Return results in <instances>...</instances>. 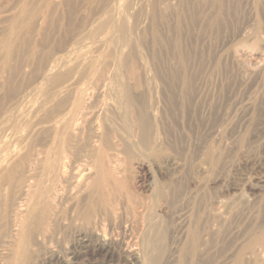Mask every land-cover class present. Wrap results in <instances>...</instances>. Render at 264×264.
<instances>
[{"label":"rangeland","instance_id":"rangeland-1","mask_svg":"<svg viewBox=\"0 0 264 264\" xmlns=\"http://www.w3.org/2000/svg\"><path fill=\"white\" fill-rule=\"evenodd\" d=\"M16 151L0 256L38 182L26 264H264V0H0V165ZM99 154L112 181L91 207L67 173Z\"/></svg>","mask_w":264,"mask_h":264},{"label":"bare ground","instance_id":"bare-ground-1","mask_svg":"<svg viewBox=\"0 0 264 264\" xmlns=\"http://www.w3.org/2000/svg\"><path fill=\"white\" fill-rule=\"evenodd\" d=\"M27 12V11H26ZM157 27V26H156ZM154 30H156V29H154ZM156 31H158V29L156 30ZM155 33V32H154ZM163 33V32H162ZM155 35V34H154ZM153 35V36H154ZM156 35H157V32H156ZM158 39V38H157ZM157 39H154L155 40V42H158V41H156ZM165 40V39H164ZM172 40V39H171ZM160 41V40H159ZM161 42V41H160ZM159 43V42H158ZM158 43H155V44H157V45H159ZM161 44V43H160ZM163 51V50H162ZM163 54V53H162ZM176 76V75H175ZM70 82L68 83V82H66V83H68L67 85H65V90L66 91H72V90H75V89H77L76 88V84L75 83H72L71 81L72 80H69ZM118 84V83H117ZM120 87V86H119ZM64 88V87H63ZM80 88V87H79ZM81 89V88H80ZM60 90V89H59ZM78 90L79 89H77L75 92H78ZM117 90H119V89H117ZM127 91H128V89H126ZM65 91V92H66ZM80 91V90H79ZM82 91V90H81ZM81 91H80V93H81ZM74 92V91H73ZM120 92V91H119ZM131 92V91H130ZM121 93V92H120ZM82 94V93H81ZM80 94V95H81ZM132 95V94H131ZM75 96V95H74ZM82 96V95H81ZM87 96V95H86ZM132 96H134V95H132ZM120 98H121V96H120ZM125 98H126V102L128 103L127 105H130V101H131V98L132 97H130V93L128 92L126 95H125ZM133 98H135V97H133ZM123 100V99H122ZM85 101V100H84ZM87 101V100H86ZM120 101V103L119 104H121V99L119 100ZM135 101H136V99L134 100V101H131V104H132V102H134L135 103ZM123 102V101H122ZM137 102V101H136ZM72 104V103H71ZM138 104V103H137ZM134 106V105H133ZM133 106H132V108H133ZM143 106H145V105H143ZM124 107H127L126 105H125V103H124ZM124 107H122L121 106V108H122V110L124 109ZM137 107H141V106H138L137 105ZM82 108V109H81ZM115 108V107H114ZM128 108V107H127ZM130 108V107H129ZM131 108V109H132ZM79 109V108H78ZM83 109H84V111H85V108H83V107H80V109L79 110H82V113H83ZM125 110V109H124ZM128 110H130V109H128ZM134 110V109H133ZM133 110H130V111H132V112H134ZM138 110V109H137ZM142 110H144V109H142ZM142 110H141V112H140V110H139V114H138V117H137V119H135L136 120V124H137V126H138V129L140 130V142L142 143V144H147V143H149L150 141H152V143H156L157 142V137L155 136V134H154V132H153V128H152V121H151V118H150V115H149V113H146V112H142ZM128 112V111H127ZM148 112V111H147ZM80 113H81V111H80ZM135 113V112H134ZM125 114V113H124ZM81 115V114H80ZM86 116V114L84 115V117ZM137 116V115H136ZM79 118H81L80 116H79ZM154 118V117H153ZM100 155V154H99ZM104 156H105V154L104 155H100L98 158H97V156L96 155H94L93 157L94 158H96L95 160H93V165H91V167H87V166H85V168L84 169H82V168H72V169H76L75 170V172L74 171H71V173L69 172V173H67L68 175L69 174H71V176L72 177H70V175L68 176L71 180H69L68 182H69V186H70V183H72V184H74V189H78V191H80L81 192V190H82V192H83V194H85V192L87 191V195H85V197L87 196V199H88V203H86L88 206H91V207H93L94 205L93 204H95L94 202H95V200H97V199H95L96 198V196L98 195L99 197H100V199L103 201V202H106L105 200H106V188H107V182L108 181H110L111 179V176H110V174H109V171L107 170V168H106V164H105V162H104ZM89 158V157H88ZM21 152H19V151H16V152H13L12 153V155H10V158L9 159H7V161H6V163L5 164H3V165H0V171H1V176H0V209H1V203H2V200L4 199L3 197H4V190L6 189V187L7 186H10L11 185V183L17 178V173L22 169V166H23V164H24V162H22L21 160ZM85 159V158H84ZM86 161H89V160H86ZM95 161V162H94ZM110 162V161H109ZM86 163V162H85ZM57 164H59V163H57ZM57 164H55V165H57ZM90 164H92V163H90ZM62 165V164H61ZM61 165H58V166H61ZM88 165V164H87ZM68 166V165H67ZM66 166V167H67ZM46 167V166H45ZM44 167V168H45ZM50 168L51 167V165L50 166H48V164H47V167L46 168ZM62 167L63 166H61V169H62ZM107 167H108V165H107ZM110 167V166H109ZM56 167H52V169H55ZM59 168V167H58ZM65 168V167H64ZM94 168V169H93ZM57 169V168H56ZM69 169V168H68ZM68 169L66 168L65 170H62L63 172V174L66 172V170L68 171ZM96 169V172H95V175H96V177H95V179L94 180H88L87 179V177L88 176H90L91 174H93V172H92V170L94 171ZM58 170V169H57ZM60 170V169H59ZM111 170H112V168H111ZM42 171H44V170H42ZM51 171V170H50ZM65 171V172H64ZM46 172H48V173H50L48 170L46 171L45 170V174H46ZM47 173V174H48ZM45 174H43V175H45ZM46 174V175H47ZM46 175L44 176V177H46ZM49 175V174H48ZM66 175V174H65ZM65 175H63V176H61V177H64ZM94 175V176H95ZM42 176V175H41ZM68 177H65L66 179L68 178ZM58 179V178H57ZM68 180V179H67ZM42 181V180H41ZM112 181V180H111ZM114 181V180H113ZM30 183H32V181L30 182ZM33 183H36V182H33ZM32 183V184H33ZM40 183V182H39ZM47 183V182H46ZM29 184V183H28ZM57 184V183H56ZM25 185V184H24ZM36 185L37 186H39V184H38V182L36 183ZM36 185H35V187H36ZM50 185H53L52 183L50 184ZM107 185V186H106ZM27 186V188H26V190H25V192L26 193H28L29 194V198L26 200V201H24V202H22V203H20L18 206H17V210L15 211V214H14V218H13V223H12V227H11V233H10V235L8 236V239H5V243H4V245H3V249L1 250V256H0V264H26L29 260H30V245H31V242H32V236H33V232H32V226L36 223V222H38V217H34V211L38 208L39 209V207L41 206V205H44V204H48L49 205V203L50 202H48V198H49V195L47 194V192H46V190L45 189H40V186L39 187H37V188H35L33 185H26ZM44 186V185H43ZM56 186V185H55ZM61 186V185H60ZM63 186V185H62ZM106 187V188H105ZM39 188V189H38ZM48 188H49V186H48ZM69 188H71V186L70 187H68V189ZM52 189H53V187H52ZM51 189V190H52ZM62 189V188H61ZM71 189H73V188H71ZM110 189V188H109ZM50 190V191H51ZM54 191H59V190H54ZM54 191H51L52 193L54 192ZM62 191H64V190H62ZM72 192H73V190H71ZM69 192V191H68ZM55 193H58V194H60L59 192H55ZM55 193H53L54 195H57V194H55ZM64 193V192H63ZM72 194V193H71ZM75 194V193H74ZM59 196V195H58ZM57 196V197H58ZM71 196V195H70ZM75 196V195H74ZM83 197V196H82ZM50 198L52 199V197L50 196ZM49 198V199H50ZM81 198V197H80ZM29 199H31L30 201H29ZM83 199H85V201H86V198H83ZM27 201H29L28 203H27ZM50 201H52V200H50ZM96 202H98V201H96ZM100 202H98V204H99ZM100 205H102V206H105L104 208H109L108 206L106 207V204L105 205H103V204H100ZM100 205H98V208H103L102 206H100ZM81 206V205H80ZM88 206H86V207H88ZM75 207H76V205H75ZM85 207V208H86ZM96 208H97V206H96ZM100 208V209H101ZM80 209V208H79ZM86 209H88V208H86ZM85 209V211L87 212L88 210H86ZM90 209H93V208H90ZM24 210H26V211H28L29 213H28V215H24L23 214V212H24ZM54 210V209H53ZM84 210H83V212L82 213H77V211H75L76 212V216H73V217H77L79 220H81V214H85V216L87 217V218H89L90 219V215H91V210H89L87 213L85 212ZM95 210H93V212H94ZM74 212V211H73ZM78 212H80V211H78ZM94 214V213H93ZM93 214H92V216H91V218L93 217ZM74 218V219H75ZM87 218H85V219H87ZM78 219H77V221H78ZM89 219H87V220H89ZM83 220H84V217H83ZM90 221V220H89ZM147 221H148V219H147ZM150 221V220H149ZM80 223V222H79ZM145 223V222H144ZM150 223H151V221H150ZM77 224V223H76ZM152 224H155V222L153 223H151V226H153L154 228H155V226L154 225H152ZM79 225V224H78ZM150 226V227H151ZM158 227V226H157ZM156 227V228H157ZM148 228V227H147ZM159 228V227H158ZM144 229V228H143ZM143 229H142V231H143ZM93 232H95V230H94V227H93ZM148 230H152V229H148ZM97 232V231H96ZM95 232V233H96ZM146 232H148V231H146ZM160 232V231H159ZM158 232V233H159ZM100 232H98L97 233V236H98V238H99V242H100V245L104 248V251L105 252H108V253H111V251H110V249H106V247L108 246V244L106 243V240L104 239L105 238V236L103 235H101L100 236V234H99ZM156 233V232H155ZM151 234H152V232H151ZM142 235V234H141ZM143 235H149V234H143ZM153 235V234H152ZM154 235H157V234H154ZM144 236V237H145ZM150 236V235H149ZM143 237V238H144ZM152 237V238H151ZM150 238L152 239V242L154 241L153 240V236H151ZM148 238V237H147ZM155 238V237H154ZM157 239H159V238H157ZM188 239H190V240H188ZM146 240H148V239H146ZM159 240H161V237H160V239ZM187 244H185V246L183 247V254H188V253H190L191 251L190 250H193L194 251V246H196L197 244H198V242H199V234L197 233V232H195V233H192V234H189V233H187ZM151 240H148L147 242H150ZM158 241V240H157ZM139 242V241H138ZM145 242V241H144ZM159 242V241H158ZM158 242H156V243H158ZM139 244V243H138ZM150 244V243H149ZM159 244V243H158ZM158 244H156V245H158ZM100 246V247H101ZM152 246V245H151ZM159 246V245H158ZM144 247V246H143ZM157 247V246H156ZM180 247V246H179ZM178 247V248H179ZM108 248V247H107ZM146 248H148V247H146ZM150 249V248H149ZM157 249V248H156ZM146 250H148V249H146ZM176 250V249H175ZM149 251V250H148ZM147 252V251H146ZM175 252V251H174ZM180 252V251H179ZM146 254H148L147 256H149V252L148 253H146ZM145 256V255H144ZM157 255H155V254H153L151 257H148V260H146L147 258H145V260H142V261H140V262H143L142 264H158V260H160L159 258H158V260H157V257H156ZM159 257V256H158ZM143 258V257H142ZM138 261V260H137Z\"/></svg>","mask_w":264,"mask_h":264}]
</instances>
